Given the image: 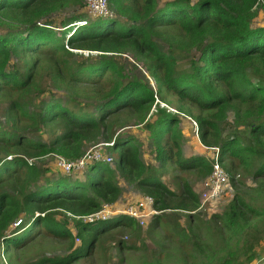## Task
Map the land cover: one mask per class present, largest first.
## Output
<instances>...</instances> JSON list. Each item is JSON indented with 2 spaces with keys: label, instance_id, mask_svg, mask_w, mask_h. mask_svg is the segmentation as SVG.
<instances>
[{
  "label": "trees",
  "instance_id": "1",
  "mask_svg": "<svg viewBox=\"0 0 264 264\" xmlns=\"http://www.w3.org/2000/svg\"><path fill=\"white\" fill-rule=\"evenodd\" d=\"M85 1L0 0V27L8 30L0 35V101L14 97L4 117L10 129L0 125L3 252L47 237L68 242V254L27 264H73L88 257L108 232L134 228L126 216L95 223L74 218L114 204L121 194L118 174L154 199L160 213L153 224L166 225L182 248L173 264H264V25H253L264 0H107L109 14L91 20L81 12ZM62 12L70 15L56 20ZM125 56L132 70L140 66L154 81L155 90L144 75L130 77ZM43 79L70 96L55 98ZM162 92L176 97V113L160 108ZM152 110L155 120L149 122ZM178 115L196 123L203 145L219 149L233 188L235 169L259 181L253 197L234 196L220 218L222 228L208 240L195 233L200 214L189 213L200 200L190 184L171 191L162 172L144 163L137 140L115 131L125 127L119 123L124 116L133 119L149 133L158 168L174 164L206 178L210 161L182 156ZM46 127L54 135L49 144L20 132ZM109 142L119 151L115 167L93 163L84 180L60 171L49 179L44 171L39 184V168L21 158L51 154L74 161ZM163 254L152 264H169Z\"/></svg>",
  "mask_w": 264,
  "mask_h": 264
},
{
  "label": "rangeland",
  "instance_id": "2",
  "mask_svg": "<svg viewBox=\"0 0 264 264\" xmlns=\"http://www.w3.org/2000/svg\"><path fill=\"white\" fill-rule=\"evenodd\" d=\"M159 5H162V1L159 2ZM88 20L97 18L96 16H91L86 13V10H81ZM81 14V13H78ZM70 14L62 12L58 18H67ZM116 19H120L117 15H114ZM254 26L264 25V11L262 9L258 10V15L253 23ZM59 30V29H57ZM8 32L5 27H0V35H4ZM83 54L87 55L86 52ZM196 53L194 52L192 55L194 56ZM127 57L125 63L128 68V73L130 77L140 78L142 75L145 76L150 86L155 90L156 85L153 80H150L149 76L138 66V70H132V67L127 63H132L130 57ZM188 57H181L180 61L185 62ZM43 87L49 90L55 98L67 100V97L70 95L65 91H61L63 86L59 85L58 87H51L48 83L43 79L42 80ZM81 92V91H80ZM162 98V99H161ZM157 97V103L160 108L166 109L172 113H176V106L178 105L176 101V97L173 95H166L165 92H162V95ZM14 99L13 95H9L5 97L4 100L0 101V125L5 129L9 130L10 126L7 125L5 121V116L7 110L9 108L10 102ZM82 99L78 101L81 102ZM88 102V101H87ZM84 103V101H83ZM89 103V102H88ZM84 105H90L84 103ZM154 109V107H153ZM155 110H152L148 120L149 122H153L155 120ZM180 118V130L183 134L182 140V156L185 159L192 157H200L209 161L214 154L212 150H210L207 146L203 145L200 142L199 136H196L195 131V122L189 117H183L178 115ZM124 122H119L121 125H125V127L117 128L116 134H127L133 136L139 145V153L145 164L153 167L154 169L162 172L161 179L163 183L174 192L179 193L182 189L183 183H188L193 188L194 192L199 196V200L201 202V195L203 193V183L206 178L202 177L199 173L193 170L183 171L177 168L174 164H169L163 169L158 168V163L155 160V151L152 140L149 136V133L144 129V125H134L133 119H128L126 116L123 117ZM232 118L229 116V122ZM125 123V124H124ZM27 123L24 121H19V125L21 128H24ZM229 129L226 130V132ZM23 135H26L28 138H34L35 141H41L43 144H49L50 140L54 135H51L49 129L43 128L41 131H37L34 128H27L25 131H20ZM113 159L116 160L119 155V151L117 149H109L108 150ZM54 155V154H52ZM51 154L44 156L40 160L31 159L28 157H21L29 164H33L37 168H39L40 174L42 176L39 178V184L44 182L45 172L46 177L49 179H53L57 174H59V170L56 167V163L58 162V156L54 157ZM11 158V157H10ZM112 166L115 167V164L112 163ZM45 171V172H44ZM61 173V172H60ZM232 177H234L236 188L230 187V190L227 194L215 202H207L204 206L199 210H195L190 212L189 214L198 216L197 225H196V234L204 240H208L212 235L216 234V230L222 228V222L220 218L226 212V208L230 201L234 198L236 194L243 196L247 194L246 199L253 197L255 194V189L259 181H254L252 178L247 177L240 169H235L232 173ZM85 172L73 174L72 177H77L80 180H84ZM116 182L118 186L121 188V194L118 200L114 203L118 207H121L124 204L129 202H134L145 196L141 191L137 188L125 183L117 174ZM231 185V184H230ZM217 216L219 219H212V217ZM154 216L149 219L144 227L136 226L134 228L127 227H119L113 231L108 232L101 238L100 244L93 250V252L86 258L79 260L73 264H152V260L155 257L165 258L169 257V264H173V259L181 252L182 248L177 241L176 237H173L172 231L168 229V227L164 224L154 225L153 224ZM184 219H181V225L184 226ZM123 241V245H120L119 248L118 243ZM120 244V243H119ZM74 248H77L79 244L75 242L73 245ZM134 247L135 249H130ZM70 250L69 243L64 242L62 240H53L47 237H38L35 241L27 244L23 248H19L17 250L11 249L8 252V255L3 252L2 246L0 244V255L2 254L1 263L0 264H27L30 262H34L40 258H56V257H64L68 254ZM261 252H264V245L261 247ZM161 254V255H159ZM166 264V260L162 262Z\"/></svg>",
  "mask_w": 264,
  "mask_h": 264
},
{
  "label": "built area",
  "instance_id": "3",
  "mask_svg": "<svg viewBox=\"0 0 264 264\" xmlns=\"http://www.w3.org/2000/svg\"><path fill=\"white\" fill-rule=\"evenodd\" d=\"M86 13L91 16H106L109 14L108 1L107 0H86L85 1ZM196 127V124H195ZM196 136L198 135L197 127L195 128ZM113 147V142L99 143L89 148L84 155L74 161H67L61 157L56 163V167L62 173H82L87 166L102 162L105 164L112 165L114 162L113 156L108 151ZM209 148V147H208ZM214 153L210 161L211 172L206 177L203 183V193L201 195V202L199 210L207 202H215L222 199L227 192L230 190L231 182L229 175L225 172L222 165L219 162V149L217 147L209 148ZM160 212L154 207V199L145 195L144 197L127 204L118 207L114 204H103L102 207L89 215L74 217L76 220H80L83 223H95L104 222L118 216H126L132 219L138 226L144 227L149 219L153 216L158 215ZM68 216L72 217L70 214ZM21 220H18L14 227L19 226ZM75 242H79L78 238H75Z\"/></svg>",
  "mask_w": 264,
  "mask_h": 264
},
{
  "label": "clouds",
  "instance_id": "4",
  "mask_svg": "<svg viewBox=\"0 0 264 264\" xmlns=\"http://www.w3.org/2000/svg\"><path fill=\"white\" fill-rule=\"evenodd\" d=\"M110 149H111V148H110ZM16 222H17V221H16ZM16 222H15V223H16ZM15 223H14V224H15ZM14 224H13V227H14Z\"/></svg>",
  "mask_w": 264,
  "mask_h": 264
}]
</instances>
